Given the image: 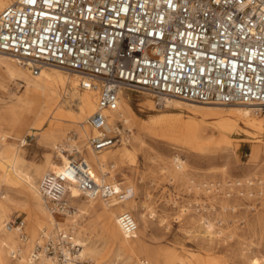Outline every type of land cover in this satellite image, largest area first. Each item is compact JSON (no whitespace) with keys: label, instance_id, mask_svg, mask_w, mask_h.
Listing matches in <instances>:
<instances>
[{"label":"built area","instance_id":"obj_1","mask_svg":"<svg viewBox=\"0 0 264 264\" xmlns=\"http://www.w3.org/2000/svg\"><path fill=\"white\" fill-rule=\"evenodd\" d=\"M0 52L34 73L54 65L86 78L81 87L97 91V108L87 118L94 131L87 144L95 152L125 135L120 122L118 128L108 124L107 114L118 109L123 89L147 91L157 106L167 97L242 103L264 116V0H16L0 11ZM68 157L38 183L55 216L73 210L72 185L87 198L131 195L108 174L96 175L77 149ZM22 221L17 216L5 226L22 230ZM117 223L126 236L137 230L128 213L118 214ZM71 236L58 226L41 231L29 261L46 255L50 264H95L81 258ZM19 255L12 251L13 258Z\"/></svg>","mask_w":264,"mask_h":264},{"label":"bare ground","instance_id":"obj_2","mask_svg":"<svg viewBox=\"0 0 264 264\" xmlns=\"http://www.w3.org/2000/svg\"><path fill=\"white\" fill-rule=\"evenodd\" d=\"M14 1L16 0H0V11ZM0 58L18 63L21 69L34 79V83L27 86V90L21 98L7 103L5 106H0V134L4 137L0 143V264H50V258L46 255L39 256L35 261H29L33 245L36 240L40 239V232L52 233L57 224L54 214L47 208L39 193L38 183L44 173L58 170L68 162V155L63 153L67 150L66 146L77 145L78 152H81L78 145L86 144L88 137L94 133L87 124V118L97 108V91L82 88L81 81L86 78L78 72L71 70L72 73H67L50 67L54 65H42L34 73L29 66L22 65L15 57L6 52H0ZM127 92L141 93L138 98H133L127 95ZM150 96H152L151 93L143 90H121L118 109L109 111L107 114L109 116L108 124L116 128L120 122L124 126V132H121L125 135H122L120 141L113 146L95 152L87 145L84 156L80 153L92 165L96 175L108 174V178L117 187H123L125 181H118L116 173H113L111 168L118 166L122 169V167H131L137 164L138 154L143 149V140L139 135L142 131H148L167 141L179 140L182 142L189 139L192 142L197 139L195 133H190L187 130L180 132L177 127L180 124V117L170 118L164 115L168 111L151 114L148 119L141 120L134 108L141 106L152 108L154 105ZM225 105L229 106L224 108L199 105L196 102L167 97L161 106H156L185 108L194 114L211 115L214 117V124L224 135L243 126L251 133L264 138V116L260 114L257 106L242 103ZM195 119L194 117L190 118L187 125L193 124ZM4 125L12 129L16 137L21 136L23 131L27 132V136H38V143L48 151L56 149L57 155L53 156L48 152L40 163L27 161L20 145L7 141V134L1 129ZM70 132H74V138L68 135ZM157 158L159 157L153 158L156 163L158 162ZM171 160L172 168L165 165L160 167L162 172H168L170 180L173 179L177 183L188 182L193 184L196 189L203 187L206 191H209L213 186L209 182H194L190 178L188 164L184 160L177 156ZM128 183L126 189L131 190V195L122 201L84 197L85 202L82 200L83 196L79 188L75 185L70 187L68 201L76 207V212L70 214L68 211L63 214V224L71 225L70 228L74 234L71 238L74 243L81 246V258L86 254L97 257L102 249L96 245V242L103 239L111 245V250L115 254L116 261L112 264H160L150 257L143 240L145 236L147 237V231L158 215L149 203H138L134 184L132 181H128ZM258 183H262V180ZM173 205H176L175 200ZM17 207H21L26 213L22 221L23 226L25 225L22 230L5 226L9 221L8 217ZM120 213H128L132 217L131 213L137 214V223L133 217L137 225L134 235L126 236L122 232L117 223ZM158 217L161 225H164L165 229H169V224H166V216L159 215ZM78 219H83L84 222L77 223ZM199 219L203 228L198 233L209 244L224 236L220 228V220L213 222L205 219L202 214ZM216 224L218 225L217 231L214 230ZM186 232L191 233V229H187ZM241 237V232L236 228L231 229L226 235V238L230 240H239ZM15 250L20 255L12 263L9 261V257ZM175 250L163 249L159 250L158 254L166 260V264L175 261L177 264H228V258L224 255L218 258L206 252L200 256H187L180 255ZM232 250L233 248H231ZM233 252L234 257L245 258L248 264H264V254L260 257L251 256L248 258L241 251ZM122 255L124 258L120 260ZM141 256L144 257L143 260H140Z\"/></svg>","mask_w":264,"mask_h":264},{"label":"rangeland","instance_id":"obj_3","mask_svg":"<svg viewBox=\"0 0 264 264\" xmlns=\"http://www.w3.org/2000/svg\"><path fill=\"white\" fill-rule=\"evenodd\" d=\"M50 67L72 73L71 70H64L56 66ZM33 83L32 76L26 74L18 63L0 58V106L17 101L25 94L27 86ZM139 93L141 92H127L126 94L138 98ZM149 98L154 105L152 108L147 106L134 108L141 120L148 119L151 114L168 111L164 115L170 118L180 117V124L177 126L180 132L187 130L197 136V139L192 142L189 139L182 142L179 140L167 141L164 138L156 137L153 133L142 131L139 135L143 140V149L138 154L137 164L131 167H122V169L118 166L111 168L113 173H116L118 181H125L124 188L128 186V181L133 182L139 204L147 202L158 216H166V224H169V229H165L164 225H161L157 216L158 219H154L148 233L146 232L147 237L145 236L143 239L150 257L160 264H166V260L158 254V251L163 249H176L175 251L180 255L187 256H200L206 252L218 258L224 255L228 258V264H248L247 259L234 257L232 251H234L233 253L241 251L248 258L251 256L260 257L264 254V138L251 133L243 126L224 135L214 124V117L211 115L194 114L185 108L157 107L153 97ZM197 104L224 108L229 106ZM192 117L196 118L195 122L187 125L188 120ZM116 128H118V124ZM1 129L6 132L8 142L20 145L27 161L40 163L48 152L53 156L57 155L56 149L48 151L41 146L38 143V136H27V132L23 131L21 136L16 137L15 132L8 126L4 125ZM73 134L74 132L68 133L71 137ZM87 145V141L84 145H78L83 156ZM65 148L67 150L63 151L64 155L72 153V149L78 150L77 145ZM174 156L188 164L190 178L194 182L212 183L213 186L209 191L203 187L196 189L193 184L188 182L177 183L173 179L170 180L168 172H162L160 167L165 165L172 168L171 159ZM154 157H159L157 163L154 162ZM107 167L109 168L108 165ZM260 180L262 183L259 184ZM82 200L86 202L84 197ZM174 200L175 206L173 205ZM75 212L76 207L74 206L70 214ZM25 214L21 207H17L8 219H14L17 216L24 219ZM131 214L137 223V214ZM200 214L213 222L220 220V228L224 236L213 240L211 244L202 238L198 233L203 228L199 222ZM63 216H55L57 221L55 227L68 229L74 236L70 228L71 225L63 224ZM76 222L83 223L84 221L78 219ZM217 227L216 224L215 231H217ZM233 228L241 232V239L226 238L227 233ZM187 229H191V233H187ZM96 245L102 249L97 257L86 254L82 258L91 260L95 264H112L116 261L115 254L108 242L100 239ZM231 248H233L232 251ZM123 258L124 255L120 260ZM143 259L144 257L141 256L140 260ZM9 261L14 263L16 258L11 255ZM171 264H177V261Z\"/></svg>","mask_w":264,"mask_h":264}]
</instances>
